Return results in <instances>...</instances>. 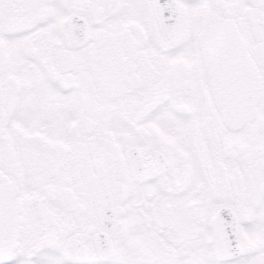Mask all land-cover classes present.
<instances>
[{
  "label": "snow or ice",
  "instance_id": "obj_1",
  "mask_svg": "<svg viewBox=\"0 0 264 264\" xmlns=\"http://www.w3.org/2000/svg\"><path fill=\"white\" fill-rule=\"evenodd\" d=\"M0 264H264V0H0Z\"/></svg>",
  "mask_w": 264,
  "mask_h": 264
}]
</instances>
